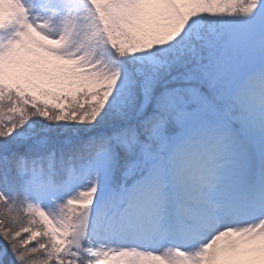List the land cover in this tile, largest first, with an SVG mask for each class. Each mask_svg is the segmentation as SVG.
<instances>
[{"label": "snow or ice", "instance_id": "1", "mask_svg": "<svg viewBox=\"0 0 264 264\" xmlns=\"http://www.w3.org/2000/svg\"><path fill=\"white\" fill-rule=\"evenodd\" d=\"M0 264H264V0H0Z\"/></svg>", "mask_w": 264, "mask_h": 264}]
</instances>
